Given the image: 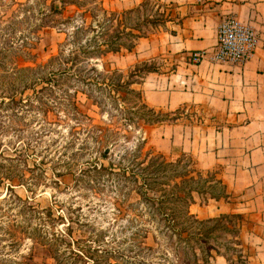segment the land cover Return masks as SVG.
<instances>
[{
    "label": "trees",
    "instance_id": "16d2710c",
    "mask_svg": "<svg viewBox=\"0 0 264 264\" xmlns=\"http://www.w3.org/2000/svg\"><path fill=\"white\" fill-rule=\"evenodd\" d=\"M89 1L98 3L96 0ZM152 1L157 5L154 14H144L142 22H128L134 14L141 12L144 4ZM58 2L60 7L56 6ZM28 3L29 0H0V183L8 184L9 194L14 192V180L18 179L19 184L27 182L24 174H20L14 165L7 164L8 160L14 158L7 154L10 148L4 140L11 127L8 123L10 118L14 116L19 119L30 110H35L42 112L45 122H48L54 109L57 121L69 125L71 130L67 145L63 147L68 149L79 144L75 151L84 159L76 183L81 188H91L96 194L104 196L113 207L116 221L121 219L126 222L123 228L131 232L124 239L129 243L126 257L133 264H212L216 256H223L230 264H248L242 239V231L248 223L244 213L227 212L203 219L191 211V206L198 200L202 204L210 200L230 202L232 193L218 170L198 169L195 159L186 153L174 159L153 150H144L143 143L134 148L113 151L119 142L117 133L102 127L89 130L75 98L78 89L70 92L76 81L90 85L92 79L98 81L103 77L96 59L109 53L132 51L140 38L148 37L165 25L171 19L170 13H166L169 4L145 0L139 6L121 12L102 6L106 18L102 22L87 8L93 19L87 24L82 15V23L77 30L84 27L95 32L102 25L115 23V35L104 38L105 34L102 33L85 41L83 36H68L59 52L43 64L38 62L35 49L40 32L48 22L43 17L39 18V23L35 22L38 17ZM68 5L83 8L78 0H53L52 10L59 13ZM21 10H27L30 15L25 14L18 20ZM9 11L11 14L7 16ZM37 13L42 15L44 11L38 9ZM4 22H10L5 29L1 27ZM23 22L29 27L26 33L21 31L20 36L26 37H15L18 36L16 26H21ZM144 22L150 25L149 34L142 31ZM124 34L131 36L129 44L118 42ZM55 65L60 69L40 76L45 69ZM157 71L152 64L143 62L130 71L126 80L96 83L110 87L111 92L120 93L126 86L139 83L133 77L143 79L146 74ZM62 73H66L67 78L55 77ZM70 79L73 84L68 82ZM82 93L90 96L87 90ZM136 94L143 100L140 92ZM94 104L102 107L99 102ZM112 107L118 112L134 108L137 118L149 125L170 123L177 119L170 118L169 112L150 107L144 101L128 108L117 100ZM126 120L130 122L133 119L127 117ZM72 121L75 123L70 126ZM107 149L112 151L106 153ZM26 151L24 146L15 148L13 152L18 154V162H25ZM52 215L48 210L41 228L28 231L33 246L32 252L25 254L24 259L29 261L28 264H87L85 258H92L88 250L81 252L71 247L74 243L71 224L65 231H49V227L44 225ZM35 250L42 255L41 263L35 260ZM110 253L114 255L117 251ZM93 264H99L98 260Z\"/></svg>",
    "mask_w": 264,
    "mask_h": 264
},
{
    "label": "rangeland",
    "instance_id": "374dc122",
    "mask_svg": "<svg viewBox=\"0 0 264 264\" xmlns=\"http://www.w3.org/2000/svg\"><path fill=\"white\" fill-rule=\"evenodd\" d=\"M96 1L97 4L89 0H78L83 8L68 5L61 12L54 13L53 0H29L28 6L38 17L35 22L39 23L41 17L48 22L44 24L36 42L35 52L38 55V62L46 64L53 55L59 52L60 46L66 42L68 36H83L85 41L88 37L101 36L102 33L105 34L104 38L115 35V23L102 25L95 32L85 30L84 27L77 30V26L82 23V15L87 20V24L93 19L91 13L86 11L87 8L93 11L102 22L106 19L103 15V7L121 12L145 2V0ZM156 8L157 5L153 1L144 4L141 12L134 14L132 20L128 22L130 24L142 22L144 14H154ZM207 8L204 4L198 3H188L178 7L169 5L166 13H170L169 18L171 19L165 25L159 27V30L153 34H149L150 25L144 22L142 31L155 39L156 46L161 42V38L166 39L165 36H168L170 40H175L174 36H212L213 30L216 31L217 36L220 23L215 26L212 21H209L205 26L201 24V27H197L196 17L203 15ZM38 9L44 13L38 14ZM10 14L9 11L7 16ZM25 14L30 15L27 10H21L18 20ZM181 15L185 18L183 23ZM9 24L10 22H4L1 27L5 29ZM30 24H33V19ZM16 27L18 36L15 37L25 38L26 36H20V32L26 33L29 25L23 22L21 26ZM130 40L131 36L124 34L118 42L129 44ZM148 46L143 42L138 51H122L96 59L104 74L98 81L119 83V81L128 79L130 71L143 62L152 64L159 73H171L177 69L178 65L185 64V61L191 63L188 59L191 51L185 60L183 58L185 51L177 49L163 53H159V50L144 51ZM151 56L154 58L148 60L152 58ZM205 61L216 63L208 59ZM59 69L58 65L51 66L40 73V76L49 75L50 72L54 73L53 71ZM55 77L67 78V75L62 73ZM132 79L139 83L126 86L120 93L111 92L110 87L98 85L95 79L90 81V85L77 81L76 85H72L70 92L78 89L75 98L88 129L102 127L116 132L119 142L113 147L115 152L125 148H134L143 143L144 150H153L169 158L175 159L184 153L189 154L195 159L198 169L218 170L220 173L219 170L222 168L219 165L212 169H206V167L214 162V148L223 143L220 141L222 139L220 131L223 130L226 122L208 115L197 106L180 108L176 111L163 110L170 113V118L176 117L177 119L174 122L154 125L146 124L144 120L138 119L134 114L136 110L134 108L127 112H118L112 107L117 100L128 108L135 104L140 105L144 101L140 100L136 94L140 92L142 95L139 88L144 80L139 76ZM73 83L72 81L70 84ZM83 90H87L90 96L82 93ZM94 102H99L102 107ZM127 117L133 120L127 122ZM49 118L48 122H45L42 112L37 113L35 110H30L22 118L16 119L13 116L8 122L11 127L8 128L4 140L10 148L7 154L14 158L8 160L7 164L14 165L20 174L25 175L27 182L19 184L18 179L14 180L12 195L8 192V184L0 183V264H28L29 261L24 259V255L31 253L33 246V240L29 237L28 231L41 228L44 223L43 219H46L48 215V210H51L53 215L44 225L49 227V231H65L71 224L74 239L71 247L81 252L88 250L92 258H85L87 264H93L95 260H98L99 264H109V262L133 264L126 257L129 243L124 239L131 234L128 228H123L126 222L121 219L116 221L115 214L112 212L113 207L104 196L96 194L91 188L84 189L78 186L76 176L84 161L83 156L76 154L75 151L79 144L68 149L63 147L67 145L66 142L70 138V127L57 121L58 116L54 109ZM74 123L72 121L70 126ZM18 146H24L27 150L24 155L25 162H18V154L13 152ZM209 151L212 154L207 160L204 153ZM105 163L108 164V161L105 160ZM251 187L241 186L244 192L241 193L240 189V192L232 196L230 202L210 200L202 204L198 200L191 206V211L203 219L227 212L244 213L248 219L242 231L244 250L248 256L252 251L250 255L253 256L251 258L253 263L248 258V264H264V186ZM245 189L248 190L245 192ZM95 248L99 249L95 250ZM111 251H117V254L113 255ZM35 252L37 255L35 260L41 263L43 260L41 253L37 250ZM212 264H230V262L223 256H216Z\"/></svg>",
    "mask_w": 264,
    "mask_h": 264
},
{
    "label": "crops",
    "instance_id": "0c3cea01",
    "mask_svg": "<svg viewBox=\"0 0 264 264\" xmlns=\"http://www.w3.org/2000/svg\"><path fill=\"white\" fill-rule=\"evenodd\" d=\"M160 1L177 7L188 3L204 4L208 8L203 15L196 17L198 28L209 21L217 26L233 15L258 29L259 45L245 63H211L204 60L191 64L185 61L171 73L151 72L145 75L139 89L144 102L150 107L176 111L197 106L208 115L226 122L220 131L223 143L214 148V162L206 169L217 165L222 168L219 176L228 185L233 197L240 192L241 186H264V0ZM184 20L182 17V23ZM211 35L174 36L175 40L165 36L166 39L161 38L158 46L151 36L142 37L132 52L138 51L145 42L149 46L144 51L159 50L163 53L177 49L185 51L183 58L186 60L190 51L211 49L217 42L216 31L213 30ZM151 57L148 60L154 58ZM211 154L210 151L204 153V157L208 160ZM250 254L252 251L248 258L253 263Z\"/></svg>",
    "mask_w": 264,
    "mask_h": 264
},
{
    "label": "built area",
    "instance_id": "2783aa9c",
    "mask_svg": "<svg viewBox=\"0 0 264 264\" xmlns=\"http://www.w3.org/2000/svg\"><path fill=\"white\" fill-rule=\"evenodd\" d=\"M260 39L255 26L229 15L218 26L216 44L209 50L191 51L188 59L194 64L206 59L216 63L242 64L255 54Z\"/></svg>",
    "mask_w": 264,
    "mask_h": 264
},
{
    "label": "water",
    "instance_id": "95a60500",
    "mask_svg": "<svg viewBox=\"0 0 264 264\" xmlns=\"http://www.w3.org/2000/svg\"><path fill=\"white\" fill-rule=\"evenodd\" d=\"M56 6H57V7H60V4H57ZM41 9H42V8H41ZM109 152H110V149H107V150H106V153H109Z\"/></svg>",
    "mask_w": 264,
    "mask_h": 264
}]
</instances>
